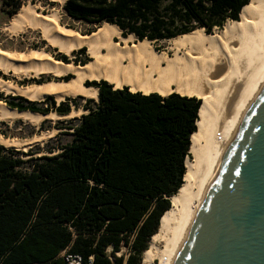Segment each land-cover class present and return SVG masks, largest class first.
Listing matches in <instances>:
<instances>
[{
	"label": "trees",
	"instance_id": "obj_1",
	"mask_svg": "<svg viewBox=\"0 0 264 264\" xmlns=\"http://www.w3.org/2000/svg\"><path fill=\"white\" fill-rule=\"evenodd\" d=\"M22 2L2 0V13L13 17ZM248 3L66 0L63 11L74 22L109 24L124 38L157 44L196 30H222ZM92 86L98 100L82 106L86 114L67 128L71 142L60 153L35 157L0 146V264H64L63 251L82 264H140L181 187L200 100L131 93L106 82ZM3 102L19 112L66 116L73 101ZM122 246L129 250L126 258L115 256Z\"/></svg>",
	"mask_w": 264,
	"mask_h": 264
},
{
	"label": "bare ground",
	"instance_id": "obj_2",
	"mask_svg": "<svg viewBox=\"0 0 264 264\" xmlns=\"http://www.w3.org/2000/svg\"><path fill=\"white\" fill-rule=\"evenodd\" d=\"M64 5L66 0H52ZM3 30L10 34L38 31L40 37L71 57L85 49L83 65L62 63L44 51L12 53L0 49V70L25 77L49 74L70 75L68 81L18 87L0 80V92L31 102L53 97L58 103L70 98L98 100L96 88L88 82H106L113 89L131 93L178 94L201 100L196 132L190 137L185 174L170 208L161 217L156 234L142 255V264H174L193 223L197 210L211 184L237 130L264 87V0H249L237 22L222 31L205 34L197 30L168 42L157 51L148 41L122 38L117 27L104 24L89 35H81L59 24L55 9L43 14L34 6H23ZM163 50V49H162ZM46 116L11 110L0 103V120H21L39 124L44 119L77 116ZM53 134V133H52ZM50 133L30 140L7 139L0 146L24 149L42 141Z\"/></svg>",
	"mask_w": 264,
	"mask_h": 264
},
{
	"label": "water",
	"instance_id": "obj_3",
	"mask_svg": "<svg viewBox=\"0 0 264 264\" xmlns=\"http://www.w3.org/2000/svg\"><path fill=\"white\" fill-rule=\"evenodd\" d=\"M174 264H264V87L226 151Z\"/></svg>",
	"mask_w": 264,
	"mask_h": 264
},
{
	"label": "rangeland",
	"instance_id": "obj_4",
	"mask_svg": "<svg viewBox=\"0 0 264 264\" xmlns=\"http://www.w3.org/2000/svg\"><path fill=\"white\" fill-rule=\"evenodd\" d=\"M33 1V2H32ZM2 0H0V49L6 52H12V53H26L31 50L35 51H44L47 54H49L54 60L60 61L62 63H81L84 64L89 59L85 54V49L80 50L79 53L75 52L71 57L66 56L59 52V50L56 47H53L50 45L46 40L42 39L40 37V34L38 31H30L27 30L26 32H22L19 34H10L7 31L3 30V28L10 23V20L12 19L7 17L2 13ZM31 5L34 6L39 12H42L43 14L50 13V11H55L58 14L59 17V24L67 29L73 30L81 35H89L87 34L89 31L92 33L99 27L89 26L84 23L80 22H74L66 17L64 11H63V5L58 4L55 1L52 0H23L20 9L23 6ZM19 9V10H20ZM18 10V11H19ZM227 23H232L231 21H227ZM224 24V25H225ZM103 26V25H102ZM101 27V26H100ZM224 27V26H223ZM223 30V28H222ZM218 29H214L212 34L215 31H222ZM197 31V30H196ZM203 31V30H202ZM121 36V33H120ZM186 36V35H184ZM122 37V36H121ZM129 37V36H128ZM181 37V36H179ZM124 38V37H122ZM127 38V37H125ZM178 38V37H177ZM133 41L132 42H139L136 41V39L132 36ZM144 41V40H143ZM171 41V40H170ZM169 41H162L157 44L150 43L154 48H159L160 52L166 50L168 47ZM163 49V50H162ZM83 51V52H82ZM64 59V61L62 60ZM88 59V60H86ZM75 62V63H74ZM78 65V64H75ZM66 77H70V75L64 76V77H55L49 74L40 75L39 77H25L23 75H15L12 72H4L0 70V80L4 82H10L18 87H28L32 85H41L47 82L55 81V82H62L64 81ZM68 79V78H67ZM65 79V80H67ZM40 83V84H37ZM101 82H88L86 85H90L91 87L93 84H99ZM108 84V83H107ZM111 86V85H110ZM89 87V86H88ZM112 87V86H111ZM129 91V90H128ZM14 97L22 98L28 102H31L23 97L15 96V95H6L3 92H0V99L8 100ZM53 101L55 102V106H58V102L52 97ZM70 99V98H68ZM197 99V98H196ZM71 102L70 105V113L76 112L79 113L77 116H73L71 118H62V119H44L39 124H30L27 122H23L21 120H15V121H1L0 120V135L7 139H16L20 141L30 140L35 136H40L42 133H50L52 136L46 137L42 141H37L34 143L29 144L24 149H15V148H6V149H14L16 151L20 152H27L32 151L35 153V157H40L43 155H55L60 153V148L67 145L71 142V136L70 133L71 130H67L69 127H73L74 125H77L78 119L81 115L86 114V112L82 109V106L86 104L87 101H91L93 106V103H96L97 101L92 99H84L82 97H77L75 99H70ZM199 100V99H197ZM0 101V103L5 104V102ZM45 101V100H44ZM66 101V100H64ZM34 102V101H33ZM43 102V101H40ZM35 101V103H40ZM201 102V100H200ZM78 106V107H76ZM7 107V106H6ZM26 112V111H25ZM29 112V111H27ZM31 113V112H29ZM49 114H55L54 112H50ZM40 115V114H38ZM46 116V115H42ZM59 116V115H57ZM63 117V116H61ZM53 133V134H52ZM187 159H191V156L189 154L188 157L185 158V161ZM184 161V166H185ZM150 242V240H149ZM149 242L147 243V247L149 245ZM118 254L126 258V254H128V249L125 246H122L120 251H118ZM143 255V253H142ZM142 255L140 257V264H142Z\"/></svg>",
	"mask_w": 264,
	"mask_h": 264
},
{
	"label": "built area",
	"instance_id": "obj_5",
	"mask_svg": "<svg viewBox=\"0 0 264 264\" xmlns=\"http://www.w3.org/2000/svg\"><path fill=\"white\" fill-rule=\"evenodd\" d=\"M132 238L133 237H131V239ZM107 252H109V250H107ZM128 255H129V250H128V254H126V256H128ZM60 256L62 257L64 264H82L81 257H79L77 255H70V254H67L65 251H63ZM115 256L120 257L118 252L115 253ZM89 259H90V261L92 260V258H89Z\"/></svg>",
	"mask_w": 264,
	"mask_h": 264
}]
</instances>
